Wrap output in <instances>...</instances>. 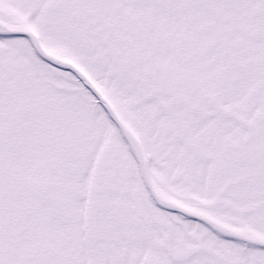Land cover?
I'll list each match as a JSON object with an SVG mask.
<instances>
[{
	"label": "snow or ice",
	"instance_id": "1",
	"mask_svg": "<svg viewBox=\"0 0 264 264\" xmlns=\"http://www.w3.org/2000/svg\"><path fill=\"white\" fill-rule=\"evenodd\" d=\"M0 264H264V0H0Z\"/></svg>",
	"mask_w": 264,
	"mask_h": 264
}]
</instances>
